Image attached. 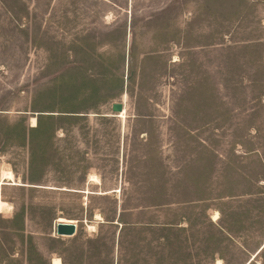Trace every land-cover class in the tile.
<instances>
[{
  "label": "rangeland",
  "instance_id": "1",
  "mask_svg": "<svg viewBox=\"0 0 264 264\" xmlns=\"http://www.w3.org/2000/svg\"><path fill=\"white\" fill-rule=\"evenodd\" d=\"M36 102L81 114L57 121L32 165L7 128H31ZM3 170L22 185H0L13 205L0 226L26 210L52 264L95 250L107 264V249L119 264L125 208L121 264H248L264 245V0H0V182ZM61 217L74 237L55 233Z\"/></svg>",
  "mask_w": 264,
  "mask_h": 264
},
{
  "label": "trees",
  "instance_id": "2",
  "mask_svg": "<svg viewBox=\"0 0 264 264\" xmlns=\"http://www.w3.org/2000/svg\"><path fill=\"white\" fill-rule=\"evenodd\" d=\"M77 80H75L72 84L74 88L79 92L81 90H84L87 88V84H92L94 81L91 80L88 77H83L81 80V84L77 86L76 84ZM118 89L121 92H124V85L123 80H120L118 82ZM99 94L97 89H94L92 92V95L95 96ZM36 104L33 107L32 112H37L39 115L37 116V126L29 128L25 125V119L22 118L18 123H16L13 126H9L7 130L9 131L8 134H10L9 138L7 139V142L13 143L12 145H16L20 148H26L29 146L31 149V160L32 165L36 161V156L38 153V150L43 149V142L44 139L52 140L55 131V124H57V121H70L72 118L75 117V114H81V113H75V112H54L52 107H44L40 110H36ZM67 114L64 116H55L54 114ZM57 117H64V118H57ZM16 134V138H13L12 134ZM53 135V136H52ZM14 141L16 144H14ZM28 185H31L33 188H39V184L37 183L38 180L34 177V174L32 173L30 178L27 180ZM26 184V183H25ZM74 193L80 194V191L73 190ZM26 210H22L21 212H18L16 214V217L12 222H8L9 226L7 228L2 229V233L0 235V264H52V262L49 259H46L41 255V253L38 251L37 245L35 243L34 236L31 233L27 232V223H26ZM128 209H123L121 212V215L119 217V223L122 225V229L120 232V241H119V251L121 255L123 256V259L119 261V264L123 263L124 258L127 256L128 253H133V241H134V232L135 229L133 227V222L129 221V218L132 217V214ZM222 213V212H221ZM223 214V213H222ZM1 225V223H0ZM211 226H216L213 223L210 224ZM167 230V239L170 236L171 233V227H168ZM162 239V236H161ZM225 238H223L224 240ZM227 239V238H226ZM58 242L61 241V239L57 240ZM93 244L96 243V241H92ZM264 246V245H263ZM19 247V258H15V254L17 251V248ZM109 249H107L106 252V263L111 264V260L109 258ZM261 251L258 253V255L264 251V247L260 249ZM99 251V250H98ZM97 250L92 252L84 253L82 252L81 255H76L71 262H66V260L63 258L62 262L63 264H82L83 259L87 258V260H91L92 263L95 264V260L99 256V252ZM168 252V251H167ZM212 254H215L212 253ZM257 255V256H258ZM121 256V258H122ZM252 262H249L251 264ZM159 264H164V261L161 259L159 260Z\"/></svg>",
  "mask_w": 264,
  "mask_h": 264
},
{
  "label": "bare ground",
  "instance_id": "3",
  "mask_svg": "<svg viewBox=\"0 0 264 264\" xmlns=\"http://www.w3.org/2000/svg\"><path fill=\"white\" fill-rule=\"evenodd\" d=\"M117 116L125 120V118H126V112L123 111L122 113L118 114ZM31 123H32V127H36V126H37V120H36V118L33 117V118L31 119ZM6 170H7V169H6ZM2 174H3V179H2V181L0 182V185H1V186L5 185L4 182H5L6 180H9L8 182H10V183H11L12 185H14V186H20V185H22L21 183H18L17 180L15 179L16 176H15V174H14L13 171H5V170H3V171H2ZM95 182H99V178L96 177V176H91V175H90L89 178H88V183H89V184H93V183H95ZM100 184H101V183H100ZM96 185H97V183H96ZM85 193L87 194V193H89V191H86ZM0 212H1V214H2V213H10V214L13 213V205H12L11 203H9V202L3 201V200L1 199V196H0ZM101 218H102V216H101L100 214H97V215L95 216V219L98 220V221H102ZM219 218H220V214L217 212V213H215V215L213 216V221L216 222V221L219 220ZM58 223L76 224L75 221H73V220H68V219H66V218H62V217L59 218V219L57 220V223H56V224H58ZM88 229H89L90 231H91V230H95V229H96V226H95V225H88ZM55 233H56V232H55ZM263 247H264V246H263ZM256 257H257V256L254 255V256H253V259L251 260V262L254 261ZM53 264H63V262H62V260H61L60 258H57V259H53ZM248 264H249V263H248Z\"/></svg>",
  "mask_w": 264,
  "mask_h": 264
},
{
  "label": "water",
  "instance_id": "4",
  "mask_svg": "<svg viewBox=\"0 0 264 264\" xmlns=\"http://www.w3.org/2000/svg\"><path fill=\"white\" fill-rule=\"evenodd\" d=\"M112 111L115 114H120L124 111L122 103L113 104ZM56 234L59 237H74L77 233V225L69 223H58L55 227Z\"/></svg>",
  "mask_w": 264,
  "mask_h": 264
}]
</instances>
